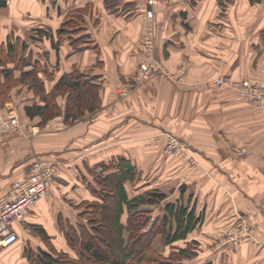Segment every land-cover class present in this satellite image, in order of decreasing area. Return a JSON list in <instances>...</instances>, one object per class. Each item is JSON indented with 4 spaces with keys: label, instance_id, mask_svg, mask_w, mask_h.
Instances as JSON below:
<instances>
[{
    "label": "crops",
    "instance_id": "0c3cea01",
    "mask_svg": "<svg viewBox=\"0 0 264 264\" xmlns=\"http://www.w3.org/2000/svg\"><path fill=\"white\" fill-rule=\"evenodd\" d=\"M110 2L111 8L107 0H6L0 5V44L12 35V41L26 42L25 68L38 62L54 74L39 72L47 91L76 67L93 76L102 99L99 109L74 123L59 115L42 126L40 116L25 111L26 105L42 103L41 97L27 85L13 88L23 121L37 132L31 138L8 133L0 139V196L28 172L35 155L53 160L57 173L24 223L15 224L19 239L0 248V264H40L44 253L56 252L76 258L68 224L78 231L88 226L82 213L87 201L101 200L95 173L110 174L116 163L126 162L137 167L144 185L167 194L159 204L144 206L152 219L165 214L168 202L194 210L200 219L187 237L173 243L195 246L198 254L185 264H264V109L231 88L193 85L218 76L264 80V0H176L156 8L163 25L157 56L171 71L183 67L188 83L157 74L121 99L115 87L135 74L150 6L148 0ZM87 5L92 10L81 33L88 41L83 49L75 50L70 40L56 47L51 37L34 34L56 35L70 9ZM19 76L15 70L14 78ZM0 80L7 81L4 75ZM169 133L186 141V157L166 152ZM130 184L126 189L132 197ZM240 215L253 234L223 244ZM158 237L156 244L162 242Z\"/></svg>",
    "mask_w": 264,
    "mask_h": 264
},
{
    "label": "trees",
    "instance_id": "16d2710c",
    "mask_svg": "<svg viewBox=\"0 0 264 264\" xmlns=\"http://www.w3.org/2000/svg\"><path fill=\"white\" fill-rule=\"evenodd\" d=\"M111 5L110 0H107V7L111 8ZM91 10V5L70 9L56 35L46 30L39 31L51 37L56 47L65 40H70L75 50L83 49L88 41L87 35L81 33L85 29ZM27 49V43L21 45L19 39L15 42L10 40L7 45L0 44V77L4 75L7 80L5 83L0 80V92L6 83L28 84L35 94L41 97L42 103L26 105L25 111L30 117L40 116L42 123L57 115H63L65 122L70 123L84 117L87 112L94 111L96 103L90 105L84 96L89 91L94 96L98 95L100 85L94 82L93 76L73 69L72 72L61 76L51 91H47L39 72L44 70L48 77H53L54 74L38 62L30 69L25 68V65L29 64L24 58ZM9 63L15 64L9 67ZM15 70H20L18 78H14ZM72 94L75 96L74 103H66L63 109L58 102V96L67 95L69 98ZM115 167V172L95 176L101 187V200L87 201L86 210L82 213L88 216V226L81 225V232L72 226L71 230H68L67 235H74L72 240L74 243L78 242L77 248L79 247L81 253V256L73 258V261L76 264H185V259L195 257L198 252L192 243L184 247L173 245L174 241L187 237L200 221L195 217L194 210L188 211L184 205L168 202L165 206L166 213L152 219L150 210L143 205L160 202L167 194L151 189L147 190L146 194L130 197L126 182L132 183L137 178V167L128 162L116 163ZM125 212L128 215L126 223L123 221ZM142 233L147 237L141 252L137 253L135 238ZM157 236H161L162 244L171 249L168 254L155 245ZM63 256L71 257L64 252H56V255L44 253L39 261L40 264H59L64 261Z\"/></svg>",
    "mask_w": 264,
    "mask_h": 264
},
{
    "label": "built area",
    "instance_id": "2783aa9c",
    "mask_svg": "<svg viewBox=\"0 0 264 264\" xmlns=\"http://www.w3.org/2000/svg\"><path fill=\"white\" fill-rule=\"evenodd\" d=\"M161 1L175 2L176 0L149 1L150 7L146 10L149 23L146 28L145 44L142 45L144 58L136 70V75L142 80L161 72L172 81L178 82L182 79L171 72L157 56L155 37L157 29L161 26L155 19L154 7ZM205 84L232 88L241 98L256 103L264 109V80L255 82L249 78L233 79L229 76H218L204 80L202 85ZM8 133H25L15 108L0 110V139ZM165 150L170 155L186 157L188 144L174 133H169ZM33 157L28 172L23 177L13 179L9 191L0 196V248L10 246L19 239L15 224L24 223L30 206L47 195L57 173L56 163L53 160L39 155ZM252 234L253 228L248 220L240 215L236 223L227 230L222 243H238Z\"/></svg>",
    "mask_w": 264,
    "mask_h": 264
},
{
    "label": "rangeland",
    "instance_id": "374dc122",
    "mask_svg": "<svg viewBox=\"0 0 264 264\" xmlns=\"http://www.w3.org/2000/svg\"><path fill=\"white\" fill-rule=\"evenodd\" d=\"M150 0H148V2H149ZM172 3H174V2H164V1H161L160 3H158L157 5H155V7H154V13H155V16H156V8H158V7H160V6H164V5H168V4H172ZM155 19H157V21L159 22V24H160V26L161 27H159V29H157V31H156V37H155V41H156V46H157V35H158V32H159V30L163 27V25H162V23H161V21L157 18V16H156V18ZM148 23H149V19H147V14H146V24H145V30H144V33H143V35H142V38H141V42H140V50H141V52H142V48L144 47V46H142L143 44H145V37H146V28H147V26H148ZM36 36H38V38H40L41 40H42V38L46 35L45 33L44 34H42V33H40V31H36L35 33H34ZM46 36H48V35H46ZM33 39L35 38V39H38L37 37H32ZM10 40H14V36L12 35V36H10V37H8V41H7V43L10 41ZM7 43H5L4 45H7ZM143 53V52H142ZM143 58H144V56H143V54H142V57H141V60H140V62H139V64H138V66H137V68H136V70L139 68V66H140V63L142 62V60H143ZM163 61V60H162ZM164 63V62H163ZM165 64V63H164ZM167 67V66H166ZM168 68V67H167ZM74 69H78V68H76V67H74ZM169 69V68H168ZM80 70V69H79ZM170 70V69H169ZM73 71V70H72ZM71 71V72H72ZM171 71V70H170ZM171 72H173V73H175L176 74V76L178 77V78H180V79H182V81H178V82H176V83H188V80L186 79V77H185V71H184V68L183 67H180L177 71H171ZM157 74H163V73H161V72H157L156 74H154V75H152V76H150V77H148L147 79H149V78H151V77H153V76H155V75H157ZM163 75H165V74H163ZM166 76V75H165ZM169 78V77H168ZM147 79H139L138 77H137V75H136V71H135V74L133 75V77H132V79H131V81H129V82H122V83H119L116 87H115V93L117 94V96L121 99V98H124V97H127V96H129L130 94H132L133 92H135L136 90H137V88L143 83V82H145ZM170 79V78H169ZM173 82H175V81H173ZM202 80L201 81H198V82H195L193 85H195V86H197V85H202ZM9 85V86H8ZM19 85H27V86H29L28 84H22V83H6L3 87H1L2 88V93L0 92V101L2 102V104L4 105V107L1 109V110H8V109H10V108H15L17 111H18V114H19V117H20V120H21V123H22V125H23V127H24V131H25V133H23V134H21V135H23V136H25V137H29V138H31V135H34V133L35 132H37V131H35V129L33 128V127H30L29 126V124H27L25 121H23V119H22V117H21V113H20V106L17 104V102H13V88L15 89L17 86H19ZM206 85H210V84H206ZM30 87V86H29ZM126 87V88H125ZM100 89H101V86H100V88L98 89L99 91H100ZM232 89V88H231ZM232 90H234V89H232ZM98 91V95L97 96H94V94L93 93H91L90 91L88 92V94H84V96H86V100H87V102L90 104V105H93V104H95L94 106H95V109H94V111H96L97 109H99L100 107H101V104H102V99H101V97H100V92ZM235 91V90H234ZM236 92V91H235ZM237 93V92H236ZM237 95H238V93H237ZM93 96L95 97V98H93ZM238 97L239 98H241L239 95H238ZM75 99V96H74V94H72L71 95V97H69V98H67V95H60V96H58V100L60 101V102H62V105L65 107L66 106V103H71V104H73L74 103V100ZM242 100H246V99H243V98H241ZM246 101H248V100H246ZM251 102V101H250ZM8 104V105H7ZM91 112L92 111H90V114H91ZM85 115H87V113L85 114ZM57 116H59V115H57ZM56 116V117H57ZM85 117V116H84ZM83 118V117H82ZM82 118H80V119H82ZM48 122V121H47ZM47 122H45V123H43V125L42 126H44V125H46V123ZM70 123H74V121L73 122H70ZM97 175V173H95V176ZM144 181H146L145 179H143V178H139V174H138V176H137V178H135L134 179V181L130 184V188H131V194H132V196H136V195H140V194H146L147 193V190H151V189H153V190H155V187H153V184L152 185H144L143 184V182ZM152 182V181H151ZM143 184V185H142ZM146 186H151V187H149L148 189H146V190H143L142 188L144 187H146ZM156 190H159V188H156ZM167 197V196H166ZM165 199V198H164ZM158 204H159V202H157ZM156 203H147V204H145V205H148V206H150V205H155ZM145 205H143V206H145ZM150 213L152 214V211H150ZM165 213H166V210H165ZM86 218L88 219V216L86 215ZM68 229H69V231L71 230V225L70 224H68ZM147 228H144V230H146ZM79 232H81V230L79 229ZM146 237H147V235H144L143 233L142 234H140V235H138V237H136L135 239V247H137L138 248V251H137V253H140L141 252V249L143 248V245L145 244V239H146ZM158 237V236H157ZM74 240V235H72L71 233L70 234H68L67 235V240H68V243H69V245H70V247L72 248V249H74L76 252H77V257L76 258H78V256H81V253L79 252L80 251V249H79V247L77 248V243L78 242H73V240ZM156 240H160L159 239V237L158 238H156ZM155 240V241H156ZM70 241V242H69ZM219 246L222 244L221 242L220 243H217ZM155 245L158 247V249H160V250H163L165 253H167V251H170L171 249L170 248H168L167 246H165V245H163L162 244V242H159V243H155ZM191 246V245H190ZM189 246V248L191 249V247ZM188 248V249H189ZM62 257V256H61ZM64 257V256H63ZM68 257V256H67ZM68 258H71V259H68ZM68 258H66V257H64L62 260H64L63 262H61V263H59V264H76L75 263V261H73V257H68ZM189 259V258H188ZM188 259H185V260H188Z\"/></svg>",
    "mask_w": 264,
    "mask_h": 264
},
{
    "label": "water",
    "instance_id": "95a60500",
    "mask_svg": "<svg viewBox=\"0 0 264 264\" xmlns=\"http://www.w3.org/2000/svg\"><path fill=\"white\" fill-rule=\"evenodd\" d=\"M5 3H6V0H0V5H1V4H5ZM182 187H185V185L181 186V188H182Z\"/></svg>",
    "mask_w": 264,
    "mask_h": 264
}]
</instances>
